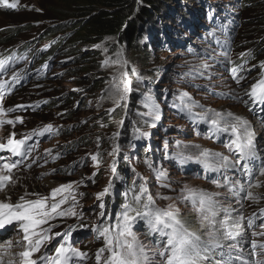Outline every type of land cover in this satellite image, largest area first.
<instances>
[{
  "label": "rangeland",
  "instance_id": "obj_1",
  "mask_svg": "<svg viewBox=\"0 0 264 264\" xmlns=\"http://www.w3.org/2000/svg\"><path fill=\"white\" fill-rule=\"evenodd\" d=\"M180 1L183 0H168L165 5L161 6L163 11L162 13L157 12V14L160 13L157 19L152 18L151 22L144 25L137 42L139 46H143L144 43L148 44L149 41L154 42L153 37L156 34V37L159 36L161 40H164L176 26H179L182 32L188 33L179 20L175 23L167 21L169 25L163 22L164 19L169 18V10L175 13L176 10L182 11V8H186L187 11L188 5L186 4L185 7ZM11 3L12 0H9V5ZM16 3L17 10L22 7L23 18L28 17L32 20L22 24L23 26H18L14 22L21 18L3 17L0 14V33L3 30L21 29L18 27H22V30L13 34L8 45L4 48L0 47V51L10 48L15 50L21 47V49L28 48V50L37 52L46 45V41H41L40 35L53 23V19L45 17L50 9L47 8V0H16ZM1 7L13 10L2 2H0ZM243 12L244 10L241 12L242 16ZM172 15L171 13L170 17ZM248 15L244 14V18L246 19ZM245 22L250 23V20ZM161 28L163 30L160 35ZM242 28L235 42L237 45L239 37L247 35L248 40H244L247 47L238 50L236 57L244 55L246 57L250 51L257 53L259 57L249 62L248 65L249 69L257 72L249 73L246 76L249 78L244 76L241 85L234 83L226 71L219 68V63L217 64L202 54L193 56L185 49L177 50V47L165 44L162 49L156 48L152 51L148 49V52L139 50L135 54H130L126 46L110 38H105L102 42L92 46L97 56L91 66L86 67V72L82 73L85 80V84L82 85L72 74L68 73L69 64L64 65L63 63H67L69 57L63 59V53L58 49L55 64L44 78H39L40 83L36 84L37 80L33 78L25 87L14 93L16 95L21 93L20 98L11 101L13 96L11 94L2 101L5 114L0 115V120L4 121L0 124V143H7L12 133H15V139L19 140L42 130L45 125H42L40 120H36L33 114L45 111L46 107L40 103L48 98H55V102L60 105L65 102L64 96H68L73 91L76 92L78 98H74L72 103L74 112L70 113L68 109L66 111L50 109L45 111L47 124L53 126V131L49 132L45 138L38 139L36 147L26 161L13 169L11 181L0 190V201L15 204L20 197H24L25 200L47 198L50 205L53 202L52 190L60 185L71 184L70 189L58 193L55 199L59 202L66 197L60 210L67 211L73 208V198H75L74 211L78 215L57 217L50 223L56 225L54 232H64L69 226H75L71 243L74 247L86 252L88 258L86 260L74 259L70 264H97L95 259L97 250L105 247V241L103 237L98 236L93 227L99 226L104 229L103 223L111 221V228L115 232L120 216L116 209L124 206V204L118 206L117 201L121 194L120 185L123 189L128 180H138L147 188V194L143 196L141 203L146 202L147 196L151 195L155 205L159 208H167L169 204H175L180 210L182 221L183 218L193 219L192 222L199 229L196 212L192 205L180 199L182 189L187 185L203 189L208 193H219L216 200L220 207L233 209V218L244 217L240 222L244 232L240 240L238 239V243L231 240L224 241L219 249L221 255H213L212 260H208L212 262L211 264H217L214 262L215 258L220 264H241L242 260L247 264H252V261L264 259V254H261L264 253V249L257 247L258 255H254L251 247L253 240L257 242V245L264 243V235H254V233L264 232V227H261L264 225V215L260 214V210L264 209V119L257 116V113L251 112L250 97L247 95L260 79V64L264 62V26L260 31L259 28L253 30L250 27L248 28L249 33L246 34H242ZM77 46L84 52L90 49L88 45L79 44ZM202 47L208 49L210 44L203 42ZM67 50L70 52L71 49ZM216 57L219 55L216 54ZM23 62L21 67L24 70L19 73V77L24 75L28 67L33 68L29 58ZM40 64L43 63L36 61L34 67H40ZM82 64H85V61ZM205 64L210 66L206 70L202 68ZM74 66H76L75 70H85L81 66ZM124 72H127L126 80L130 81V91L125 95V99L114 103L115 98L110 96V93L114 86L123 87L119 82ZM8 73H18V70L12 69ZM256 74L257 77H255ZM14 76L1 77L3 81L11 79L9 82L13 85L16 83L13 82ZM133 86L137 87L135 97L132 96ZM205 87L221 93V96L208 93ZM183 93H187V98L182 97ZM245 101L248 103L246 104ZM191 102H195V105L191 107L196 110V116L202 117L211 127L212 119L219 120L221 127L233 123L234 121L228 119V113L240 117L241 122L243 120L249 122L248 128L253 140L251 157L248 160L252 171L251 181L242 171V163L236 167L231 165L221 167L222 161L210 157L208 163L219 169L214 171L197 160L203 149H208L212 153H221L232 163L240 160V156L228 149L229 133L216 132L213 127L216 134L206 133V131L198 130L195 122L191 123L186 116H183L181 112H187ZM9 109L15 110L8 111ZM216 112L222 113V117H216L214 114ZM116 114H120L121 117L118 118ZM157 115L159 119L155 118ZM17 117L22 118V122L16 121ZM8 120L16 122L8 124ZM126 121L132 123V128L124 136L123 128L127 126ZM60 130H62L61 133ZM116 133L119 135L115 136ZM225 134V140H221ZM85 140L87 145H84ZM117 144L120 147L119 154L109 155ZM139 145L143 147L150 145L154 148V164L151 159L147 160V157L138 153ZM48 149L52 150L51 153L46 151ZM97 153L100 154L98 164L91 158ZM10 154L8 151H0V157L5 158L0 160V174H9L7 170L2 169V164L9 163L7 160ZM100 157L102 159H99ZM186 157H191V159ZM114 161L117 168L115 176L111 171ZM159 173L166 175L161 178ZM110 182L109 192L98 200L97 194L108 187ZM232 185H236L237 191L242 185L244 191L233 195L229 192ZM248 192H251L256 199L247 198ZM124 198L128 196L124 194ZM101 201L105 205L104 216H100ZM138 209L142 211L143 206ZM130 214L134 216L135 212ZM254 215L253 224L249 226L248 220ZM219 219H224L222 212ZM80 224H86L88 227L80 228ZM132 232L150 253L156 251L158 246L163 247L165 242V238L160 237L158 233L149 234L147 224L143 219L136 220L132 225ZM60 240L61 237H56L51 243L41 247L40 251L34 254L33 259L39 261L41 256H53ZM9 241H11V247H7ZM233 244L237 246L232 247ZM23 250V233L18 231L17 227L12 226L5 235L0 234L1 257H13V262L20 264V257L17 254ZM103 256L107 257L108 253L105 252ZM162 259L157 255L155 264H161Z\"/></svg>",
  "mask_w": 264,
  "mask_h": 264
},
{
  "label": "snow or ice",
  "instance_id": "obj_2",
  "mask_svg": "<svg viewBox=\"0 0 264 264\" xmlns=\"http://www.w3.org/2000/svg\"><path fill=\"white\" fill-rule=\"evenodd\" d=\"M5 5L12 8L17 6L16 0H12L9 5V0H0ZM264 67V62H262ZM210 66L205 64L203 69H208ZM240 66L233 67L230 71L233 74V78L237 83L240 82L243 77L239 76ZM6 71V66L3 61H0V72ZM135 71V69H133ZM203 73H201L202 75ZM127 72H124L120 78V86H114L110 96H113L114 103H119L125 99V95L130 91V81L126 80ZM20 77L15 75L13 82H18ZM5 87V82H0V90ZM2 91H0V115L5 114V110L2 105ZM247 95L252 99L253 104H264V76H262L256 84H254ZM182 97L187 98V93H183ZM190 99V98H189ZM247 104L248 101H245ZM195 102H191V106H194ZM23 107V106H17ZM15 109H9L8 111H14ZM216 117H222V113H214ZM229 120L233 123L227 124L221 127V123L217 119L211 120V125L216 132L229 133L230 143L228 144L229 151L234 154H239L240 160L232 163L229 158L223 156L221 153H212L208 149L200 151L197 160L205 164V167L214 171H218V168L213 167L208 163L210 157H214L223 163L221 167L231 165L236 167L242 163V171L249 177L251 181L252 171L249 168L248 160L251 157V150L253 146L252 134L248 128L249 122L243 120L241 122L240 117H235L231 113L227 114ZM159 119L157 115L155 117ZM16 121H21L22 118L17 117ZM16 121L8 120V124H14ZM4 121L0 120V124ZM242 130V133H241ZM53 131V126L47 124L39 131L40 135ZM35 134V133H34ZM118 136L119 133L114 134ZM146 135V133H145ZM31 139L30 136H25L23 139H15V133H12L7 140V143H0V151H8L12 156H24L30 154L31 148L27 146L26 141ZM99 139V138H98ZM199 148V146H195ZM51 153V149L46 150ZM120 151L119 145H115L113 152L109 155H118ZM99 153L92 155V160L99 163ZM127 157H125L126 159ZM191 159V157H186ZM5 158L0 157V160ZM20 160H16L14 163H3L2 169L7 170L8 175L0 174V190H2L7 183L12 179L11 173L13 169L17 168L20 164ZM47 162V161H46ZM30 167V165H29ZM151 167V165H150ZM55 171V169L53 170ZM112 174L117 175V168L115 161L111 168ZM161 178L166 174L159 173ZM220 186V185H218ZM71 188V184L60 185L58 188L52 190L53 202L49 205L47 198L25 200L24 197H20L19 201L15 204L0 201V230L6 228V226H15L18 231L23 233V247L24 250L17 255L20 257V264H70L74 259L86 260L88 254L76 248L71 243V237L75 226H69L64 232L56 231L53 229L56 225L51 224L50 221L55 220L57 217L77 216V212L74 211L75 198H73V208H69L67 211L60 210L61 204L65 203L66 197L62 198L59 202H56V196L58 193ZM111 188V182L108 187L97 194V199L100 200L105 194L109 192ZM244 188L241 185L237 191L236 185H232L229 188V192L233 195H238L239 192H243ZM147 194V188L141 185L140 194L135 195L133 200L136 204H140L143 196ZM219 193H208L203 189H196L190 186H185L182 189L180 199L192 205L193 210L196 212V222L199 224V230H191L187 223L182 221L180 210L175 204H169L167 208H159L155 205V201L151 195L147 196V201L143 203V210L134 209L132 204H125L123 210L118 217L117 224L115 226V232L111 227L101 229L99 226H94L93 230L98 233L99 237H103L105 241V247L97 250L95 259L97 264H155V257L158 255L162 257L161 264H205L209 260L214 250L223 246L224 241H236L242 236L240 232L241 221L243 216L236 218L232 217L233 209L222 208L219 206V202L216 197ZM247 198L256 199L251 192L247 193ZM239 203V201H238ZM100 216H104L105 208L104 203L100 202ZM135 212V215L130 213ZM224 214V219L220 220V213ZM260 214L264 215V209L260 210ZM137 219H143L148 227L149 234L158 233L160 237L165 238L163 247H157L154 252H149L147 247L139 241L135 233L132 232V225ZM255 215L249 218L248 224L252 226ZM80 228L88 227L86 224H80ZM264 227V225H261ZM254 235H264V232L254 233ZM56 237H61L58 241V246L55 247V254L53 256H41L39 261L33 259L35 253H38L41 247L49 244ZM159 245V241L157 242ZM233 244L232 247H236ZM7 247H11V241L7 242ZM252 252L256 253L257 247L264 249V243L257 245V242L253 240L251 242ZM107 252L108 256L104 257L103 254ZM264 254V253H261ZM241 264H247V262L241 261ZM252 264H264V259H257L252 261Z\"/></svg>",
  "mask_w": 264,
  "mask_h": 264
},
{
  "label": "trees",
  "instance_id": "obj_3",
  "mask_svg": "<svg viewBox=\"0 0 264 264\" xmlns=\"http://www.w3.org/2000/svg\"><path fill=\"white\" fill-rule=\"evenodd\" d=\"M165 2H168V0H47V8L50 9H46V11L48 10L50 13L47 11V15L45 17H48L51 20L53 19V23L45 30V32L42 33V35H40V38L41 41H46V43H48L49 45L46 50L40 48L37 52L28 50V48L21 49V47H17L18 57L27 56V58L29 57V59L32 60V63L30 65H32L33 68L29 67L26 70L36 71L24 73L23 76H26L27 78L29 77L28 82H30L33 78H36L37 81L39 80V78H44L47 72L50 71L55 64V55L59 49L63 53V59H66L67 57L71 59V61L67 63L69 64L68 73L72 74L73 77L76 78L78 83L84 85L85 80L84 77H82V73L86 72V67H90L92 61H95V57L97 56V52L92 48V46L94 44L102 42L103 40H105V38H110L114 41H118L120 45L126 46L130 54H135L139 52V50H145L148 52V49H150L152 51L148 44L144 43L143 46H139L137 42L140 35L142 34L144 25L151 22L152 18H156L160 13H162L163 10L161 9V6L163 4L165 5ZM182 2H186L189 5L195 6L197 0H183ZM182 2L180 1L181 4ZM238 3H240V9L235 17L236 24L230 35V39L232 42V55L235 54V56L231 58V60L233 61V66L239 65L243 60L236 57V52L247 47L244 42L245 39L248 40L247 35H241L237 41V45L235 42L241 28L243 27L242 34H246L249 33L248 28L250 27H252L253 30L259 28L258 30L260 31L264 26V0H239ZM20 8L22 9V7ZM21 9L13 11L1 7L0 14L3 17L21 18L17 22H14V24L19 26L27 23V21L29 20H32L28 17L23 18L24 14L22 12L23 10ZM243 10L244 12L242 16L241 12ZM157 12L160 13L157 14ZM181 12L182 11L176 10V12L173 13V10L172 12L169 10V18L164 19L163 22H175L176 15L180 14ZM171 13L173 15L170 17ZM246 13L249 15L246 16L245 19L244 14ZM184 16L187 17L188 15L184 14ZM246 20H250V23L248 22L246 24ZM18 28L21 29L14 28L1 31V48H4L6 45H8L9 40L13 38L14 33L22 30V27ZM66 28L68 29L66 30ZM161 30L162 28L160 29V32ZM44 33L46 34L44 35ZM156 36L157 34L153 37L154 42H157V39L159 38V36ZM79 44H82L83 46L88 45V48L90 47V49L84 52L83 50L77 48V45ZM67 49H71L70 52ZM153 49H156L155 46H153ZM179 49L180 48H178L177 50ZM15 50L10 48L8 50L0 51V59H2L4 64L8 63V61L12 57L10 54ZM248 54L249 55H247L246 57L250 56L251 61L255 60L256 57H259L257 53L254 54V52L252 51H250ZM36 61H41L43 64H40V67H34ZM84 61L85 64H82ZM63 64L67 65L65 63ZM74 65L81 66L85 70H75L76 66ZM43 67H47V69L44 71ZM256 72L257 71L252 70L250 74H255ZM11 74L13 73H8V77ZM248 74L249 73L245 71L243 77H246ZM37 81L36 84L40 83L39 81ZM28 82H24L20 87L16 88L13 93H11L13 94V96L11 97V101H15L21 97V93H19L18 95L14 93L19 89L25 87ZM234 83H236L237 85H241L237 82ZM97 86L99 87L100 85L98 84ZM136 88V86H133V97H135L136 95ZM76 95L77 93L73 91L68 94V96H64V104L58 105L54 100L55 98H48L47 100L42 101L40 105L46 107L45 111L48 109L66 111L68 109L70 113H73L74 110L72 103L74 98H78V96L76 97ZM45 111L43 110L42 113L37 112L33 114V117L36 118V120H40L42 125H46L48 122V119L45 118ZM116 116L118 118L121 117L120 114H116ZM126 122L127 126L126 128H123L124 136H126L132 128V123H129L128 121ZM57 131H59V129H57ZM61 131L62 130H60V133ZM87 144L88 143L86 141L84 145ZM138 153L142 156L147 157V160H150L152 156V161L154 160L155 155H150L149 153H147L145 147H143L142 145H139ZM99 159H102V157H100ZM140 188L141 184L138 180H128L125 188L122 189L121 186V194L117 198L118 206L119 204L125 205L129 203L132 204V207L134 209H138L140 206H143V202L138 205L133 200V197L139 194ZM124 194H126L128 198H124ZM116 210L118 211L117 214H121L123 206H119V208L117 207ZM103 226L104 228H109L112 226V223L111 221L104 222Z\"/></svg>",
  "mask_w": 264,
  "mask_h": 264
},
{
  "label": "bare ground",
  "instance_id": "obj_4",
  "mask_svg": "<svg viewBox=\"0 0 264 264\" xmlns=\"http://www.w3.org/2000/svg\"><path fill=\"white\" fill-rule=\"evenodd\" d=\"M225 138H226V134H225V136L223 137V138H221V140H225ZM264 154V153H263ZM264 170V169H263ZM263 172V171H262ZM261 172V173H262ZM188 219V218H187ZM184 219L183 218V221L184 222H186L187 223V225H188V227L191 229V230H199L198 229V227L196 226V224H194L192 221H193V219ZM12 228V226H6V228L5 229H3V230H0V234H5L6 232H8V231H10V229ZM240 232L243 234V232H244V230H243V228H240ZM239 240H240V238H238ZM219 249H221V248H219ZM219 249H216V250H214V252L211 254V256H210V258H209V260H212V257H213V255L215 256H217V255H221V251L219 250ZM8 260V263H6V261ZM215 263H217V264H220V262L219 261H217V259L215 258V261H214ZM212 262L210 261H206L205 262V264H211ZM232 263V262H231ZM0 264H15V262H13V257L11 258V257H1L0 256ZM228 264H230V263H228Z\"/></svg>",
  "mask_w": 264,
  "mask_h": 264
},
{
  "label": "water",
  "instance_id": "obj_5",
  "mask_svg": "<svg viewBox=\"0 0 264 264\" xmlns=\"http://www.w3.org/2000/svg\"><path fill=\"white\" fill-rule=\"evenodd\" d=\"M71 61V59H69V61H67V63H69ZM67 63H65V64H67Z\"/></svg>",
  "mask_w": 264,
  "mask_h": 264
}]
</instances>
